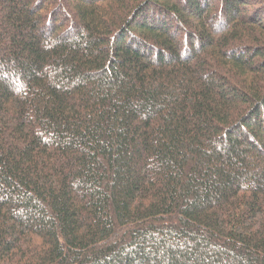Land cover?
Returning a JSON list of instances; mask_svg holds the SVG:
<instances>
[{"label":"trees","instance_id":"trees-1","mask_svg":"<svg viewBox=\"0 0 264 264\" xmlns=\"http://www.w3.org/2000/svg\"><path fill=\"white\" fill-rule=\"evenodd\" d=\"M0 264H264V0H0Z\"/></svg>","mask_w":264,"mask_h":264}]
</instances>
